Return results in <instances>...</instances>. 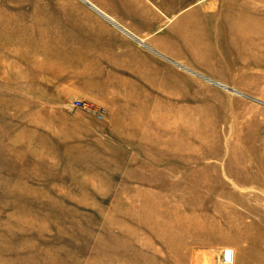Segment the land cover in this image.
Here are the masks:
<instances>
[{
	"label": "rangeland",
	"instance_id": "obj_1",
	"mask_svg": "<svg viewBox=\"0 0 264 264\" xmlns=\"http://www.w3.org/2000/svg\"><path fill=\"white\" fill-rule=\"evenodd\" d=\"M74 1L0 0V264H264V0L98 50Z\"/></svg>",
	"mask_w": 264,
	"mask_h": 264
},
{
	"label": "crops",
	"instance_id": "obj_2",
	"mask_svg": "<svg viewBox=\"0 0 264 264\" xmlns=\"http://www.w3.org/2000/svg\"><path fill=\"white\" fill-rule=\"evenodd\" d=\"M235 1L225 0L224 2L225 8L222 11L223 26L225 36L229 42L228 45L243 46V37L240 35L238 38L237 30L241 31L242 27L246 26L245 14L247 11L252 13L258 11L260 16L262 8L260 5H250L248 2H252V0H247V2L246 0ZM177 2L179 0L74 1L68 7L72 11L68 14L70 21L68 28L69 40L86 42L84 44L85 48L94 50L102 47L113 49L114 47L125 48L128 45L133 47H135L134 45H146V37L167 35L168 32L164 29L166 18L173 15L175 19L176 13L182 9L180 5H177ZM201 6L206 5L201 4ZM254 21L256 22L257 19H254ZM258 22L259 26H262L261 18ZM241 34L243 33L241 32ZM91 53L98 54L97 52ZM240 67L242 70L247 69V66L243 67V64ZM243 74L247 76L245 72ZM230 83H227L228 87ZM250 91L249 88L243 90V92Z\"/></svg>",
	"mask_w": 264,
	"mask_h": 264
},
{
	"label": "built area",
	"instance_id": "obj_3",
	"mask_svg": "<svg viewBox=\"0 0 264 264\" xmlns=\"http://www.w3.org/2000/svg\"><path fill=\"white\" fill-rule=\"evenodd\" d=\"M78 104H80L79 100L76 101ZM98 117V116H97Z\"/></svg>",
	"mask_w": 264,
	"mask_h": 264
},
{
	"label": "water",
	"instance_id": "obj_4",
	"mask_svg": "<svg viewBox=\"0 0 264 264\" xmlns=\"http://www.w3.org/2000/svg\"><path fill=\"white\" fill-rule=\"evenodd\" d=\"M177 64H179V63H177ZM180 65V64H179ZM181 67H183L182 65H180ZM185 68V67H184Z\"/></svg>",
	"mask_w": 264,
	"mask_h": 264
}]
</instances>
